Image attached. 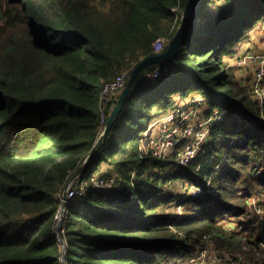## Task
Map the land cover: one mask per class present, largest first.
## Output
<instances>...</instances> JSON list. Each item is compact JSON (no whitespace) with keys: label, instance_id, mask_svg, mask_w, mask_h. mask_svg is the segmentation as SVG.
Segmentation results:
<instances>
[{"label":"trees","instance_id":"1","mask_svg":"<svg viewBox=\"0 0 264 264\" xmlns=\"http://www.w3.org/2000/svg\"><path fill=\"white\" fill-rule=\"evenodd\" d=\"M22 1L0 0V264H63L56 194L101 133L103 83L155 54L158 37L172 39L187 0ZM263 21L264 0H201L177 54L149 66L168 71L138 75L80 173L114 175L123 189L90 186L70 200L65 264H178L205 236L238 264H264V99L226 61ZM195 94L205 116L218 111L200 155L182 165L143 152L154 117ZM185 182L212 192L180 197ZM250 210L257 216L238 227L220 223Z\"/></svg>","mask_w":264,"mask_h":264},{"label":"built area","instance_id":"2","mask_svg":"<svg viewBox=\"0 0 264 264\" xmlns=\"http://www.w3.org/2000/svg\"><path fill=\"white\" fill-rule=\"evenodd\" d=\"M153 46L154 53H161L166 49L167 43L164 41L163 37H158L153 42ZM247 60H251L253 63L254 80L252 83L244 86L248 89L250 85L251 92L256 94L257 100L261 102L264 99V54L258 53L254 49H249L238 57L235 66L242 67ZM167 71L168 67L166 65H159L153 69L150 68L144 76L146 78L156 77ZM129 77L130 70L128 68H123L118 71L115 77L103 83L100 95V123L102 129L109 116L105 113V105L112 100L114 94L124 89ZM203 104V97L192 96L190 99H186L184 103L181 102L171 109H168L151 122L150 126L160 124V132L155 137L151 146V149L157 157H168L176 150V152L178 151L176 159L180 164L187 165L200 155L203 151L202 146L209 135V128L218 117V111L214 110L204 119H196V121H194L193 118L197 117L202 110ZM197 169H199V165ZM215 169H217V166ZM113 176L114 175L110 178H104L98 173H93L86 179H81L79 175L75 179H69L67 181L64 189L56 194V198L59 201V206L55 214L56 234L60 236L59 232H63L62 220L65 209L62 210V206L66 207L72 198L83 195L88 187L92 186L99 189H113L116 187L117 190L123 189V187L118 185L115 181V176ZM188 187L190 188L187 194L188 196H198L205 192H212L209 182H206L204 186L189 185ZM59 238L62 239L61 236ZM203 241L204 245L208 248V237L205 236ZM62 249L61 243V253ZM207 253L208 251L206 248H200L190 258L180 261L178 264H207Z\"/></svg>","mask_w":264,"mask_h":264},{"label":"water","instance_id":"3","mask_svg":"<svg viewBox=\"0 0 264 264\" xmlns=\"http://www.w3.org/2000/svg\"><path fill=\"white\" fill-rule=\"evenodd\" d=\"M200 4H201V0H187L186 1L185 11H184V13L182 15V17H183L182 22L180 23L177 31L175 32L174 36L170 40V43H169L168 47L166 48V50L161 52V53H155L153 55H150L148 57L143 58L133 68V70H132V72L130 74L129 80L127 82V85L121 91V94H120L119 98L117 99L116 103L112 107V109H111V111L109 113L108 119H107L105 125L103 126V129L101 130L100 135L96 139V141H95L94 145L92 146L91 150L88 152V154L85 157L83 163L71 175V177L69 178L70 180H73V179H75L76 177H78L80 175L84 165L88 162V160L91 158L93 153L98 149V147L103 142V140L105 138V135H106L107 131L109 130V128H110V126H111V124H112V122L114 120L115 115L120 110L121 105L123 104L124 100L128 96V94H129L131 88L133 87V85L135 83V80L138 77V75L143 70H145L146 68H148L151 65L168 62L169 60L172 59V57H174L177 54L178 49H179V47H180V45L182 43V37L187 33L189 27L194 22L196 14L198 13V11L200 9ZM64 209H65V207L62 206V210H64ZM56 235H58V234H56ZM59 237L60 236L58 235V240H59V242L62 243V248H63L62 249V255H61V261H62L63 264H65L64 242Z\"/></svg>","mask_w":264,"mask_h":264},{"label":"rangeland","instance_id":"4","mask_svg":"<svg viewBox=\"0 0 264 264\" xmlns=\"http://www.w3.org/2000/svg\"><path fill=\"white\" fill-rule=\"evenodd\" d=\"M29 1L30 0H23L22 1V3H21V6L22 7H26L25 9H27V7H28V4H29ZM258 24H260V23H257L255 26H254V28L253 29H247V33H248V35H247V37H248V40L246 41V42H244L247 46H254V44H253V41L251 40L252 38H253V34H251V33H253V31H255L257 28L258 29H260L259 28V26H257ZM252 31V32H251ZM263 32H264V28H263ZM250 33V34H249ZM164 38V41L167 43V46H166V48L168 47V45H169V43H170V38H167V37H163ZM243 43V41L240 43V45ZM254 48V47H253ZM232 58V57H231ZM231 58L230 57H228V58H226V61H227V63L229 64V65H231L232 64V61H231ZM152 66V65H151ZM150 66V67H151ZM150 67H148V68H146L145 70H143V74L145 75L146 73H147V71L150 69ZM235 79L240 83V84H242L241 83V81H242V77H241V75H239V74H237L236 72H235ZM251 79H247V81H250ZM247 86V85H246ZM122 91V90H121ZM121 91H119V92H117L116 94H114L113 95V97H112V100H116V99H118L119 98V96H120V94H121ZM248 91L250 92V94H251V96H252V98H254V99H257V96H256V94H254L253 92H251V88H250V85L248 86ZM193 96H201V95H199V94H195V95H193ZM192 96H188L187 98H185V99H183L182 101H178V103L180 104L181 102L182 103H184L185 101H186V99H190ZM201 97H203V96H201ZM174 98H176V96L174 97ZM204 98V97H203ZM110 99H111V97H110ZM207 111V105H206V101H205V99H204V104L202 105V110L199 112L200 113V115L198 116V117H194L193 119H194V121H196V119H204L205 117H207V116H205V112ZM162 113H164V112H162ZM161 113V114H162ZM160 114V115H161ZM159 116H155L154 117V119H156V118H158ZM153 119V120H154ZM154 127H157V133L159 134V127H160V124H155V125H153ZM152 126H150L148 129H147V131L146 132H148V130H150V128H151ZM146 134V133H145ZM157 136V135H156ZM151 140H153V138L151 139ZM207 140V139H206ZM151 144H152V142H151ZM150 144V145H151ZM143 149L145 150L144 152H146L148 149H151V147L150 146H148V144H146V145H144V147H143ZM178 152V151H177ZM177 152H176V150L171 154V155H169V156H174L175 157V160L176 161H178L177 159H176V155H177ZM176 153V154H175ZM168 156V157H169ZM196 159V158H195ZM179 162V161H178ZM198 167V166H197ZM133 175H134V172H133ZM114 177V176H113ZM180 184V183H179ZM179 192H178V194L180 195V197L182 196V195H187L188 194V191H189V187H188V183H182V184H180L179 185ZM248 204L250 203V205L251 206H257L258 205V199L255 197V196H252V197H249L248 198ZM176 200L174 201V203H172V207L174 208L173 209V211L177 214V215H181L182 214V209H183V205H177L176 203ZM258 214L259 215H261L262 216V211L258 208ZM254 216H257V215H255V213H254V211H246L243 215H237V216H232V217H224V218H222L221 220H220V223L221 224H223L226 228H235V227H238L239 226V223H240V221L241 222H244V221H246V220H248V219H252ZM240 220V221H239ZM208 237V240H210L211 238L209 237V236H207ZM212 240V239H211ZM199 248H206L207 249V251H208V253H207V255H210V253H211V249H208L207 247H206V245H204V241L202 240L201 241V246L199 247ZM199 250V249H198ZM222 251V261H221V263L222 264H233L234 262V264H238V262H237V260H236V257H237V254H233V253H231V252H229L227 249H225V248H222V247H220V251L218 250V248H216V253H218V252H221ZM207 261H208V259H207ZM180 262V261H179Z\"/></svg>","mask_w":264,"mask_h":264},{"label":"crops","instance_id":"5","mask_svg":"<svg viewBox=\"0 0 264 264\" xmlns=\"http://www.w3.org/2000/svg\"><path fill=\"white\" fill-rule=\"evenodd\" d=\"M257 26H259L260 29L257 28L255 31H253V33H251V34H253V38L251 40L253 41V44H254L253 47L254 48L252 46H247L244 43V42H246L248 40V37H246V39L243 41V43L239 46L238 52L234 56H232V58H231L232 64L231 65L235 66L238 57L243 55L244 52L249 50V49H254L258 53L264 54V32H263L264 21L260 22V24H258ZM236 69H237L236 73L241 75V77H242V81H241L242 85H247V84H250V83L253 82V80H254V72H253V63H252L251 60H247V62L242 67H236ZM248 78L251 79V80L247 81ZM183 99H185V98H183ZM183 99L180 98L179 95H176V98H175L176 104H175V106L177 104H179L178 101H182ZM199 115H200V113L197 115V117ZM157 130H158L157 127L152 126L150 128V130H148V132H146L145 139L142 141V144H141V149H142L143 152L145 151L143 149L144 145L148 144V146H150V147L152 146L151 142L153 143L156 135H158ZM152 138H153V140H151ZM107 168L108 167L103 166L102 167V171L107 169ZM207 246H208L209 249H211V253H210V255H208L207 264H222L221 263L222 258H223L222 255H221L222 251L216 253V248H218V250L220 251V246L217 244V242L212 241L210 239V240L207 241Z\"/></svg>","mask_w":264,"mask_h":264}]
</instances>
